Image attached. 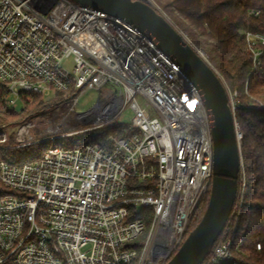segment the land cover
Masks as SVG:
<instances>
[{
    "label": "built area",
    "instance_id": "obj_1",
    "mask_svg": "<svg viewBox=\"0 0 264 264\" xmlns=\"http://www.w3.org/2000/svg\"><path fill=\"white\" fill-rule=\"evenodd\" d=\"M245 37L257 67L264 31L247 29ZM88 89L104 91L107 103L79 113L93 123L85 129L62 132L27 118L0 123V264H166L210 189L203 100L154 40L73 0H0V116L34 96ZM227 91L241 157L236 93ZM127 107L132 117L124 124ZM116 125L121 135L99 143L47 147L27 160L8 154ZM240 172L238 195L246 186L242 158ZM238 195L203 264L233 261Z\"/></svg>",
    "mask_w": 264,
    "mask_h": 264
},
{
    "label": "trees",
    "instance_id": "obj_2",
    "mask_svg": "<svg viewBox=\"0 0 264 264\" xmlns=\"http://www.w3.org/2000/svg\"><path fill=\"white\" fill-rule=\"evenodd\" d=\"M153 1L180 32L205 52L225 87L236 93L235 116L244 135L241 158L246 186L242 194L238 195V204L233 213L237 217L236 230L230 231L234 259L225 264H264V52L260 65L255 67L245 37L247 29L264 31V0ZM252 9L260 10L261 18L250 16ZM64 94L75 93L58 92L56 100ZM45 103L41 97L34 96L24 108L8 111L0 116V123L21 122L26 119V114L32 115L47 108ZM110 134L121 135L120 126L105 127L86 137H91L93 143H99ZM79 142L80 139H67L59 143L75 147L80 145ZM33 147L8 154L19 159L23 153H30ZM241 178L242 172L239 180ZM209 193L208 189L185 238L204 215ZM142 213L143 216L149 215L150 210L143 209ZM146 224L148 229V220ZM241 239V245L235 249Z\"/></svg>",
    "mask_w": 264,
    "mask_h": 264
},
{
    "label": "water",
    "instance_id": "obj_3",
    "mask_svg": "<svg viewBox=\"0 0 264 264\" xmlns=\"http://www.w3.org/2000/svg\"><path fill=\"white\" fill-rule=\"evenodd\" d=\"M138 28L192 80L210 120L213 173L207 208L166 264H203L223 232L239 189L241 157L229 93L216 69L169 19L147 0H73Z\"/></svg>",
    "mask_w": 264,
    "mask_h": 264
},
{
    "label": "rangeland",
    "instance_id": "obj_4",
    "mask_svg": "<svg viewBox=\"0 0 264 264\" xmlns=\"http://www.w3.org/2000/svg\"><path fill=\"white\" fill-rule=\"evenodd\" d=\"M147 1L151 3L154 7L158 8V6L154 3L153 0H147ZM186 38L198 50H201L187 36ZM204 56L208 61V57L206 56L205 52H204ZM56 99H57L56 96L51 99L42 98V100L46 102L45 104L47 105V108H45L42 111L33 113L32 115L26 114L24 117L27 119H38L39 123L44 126H46L47 124L60 126L62 132L81 130L92 126L93 123L92 121L88 122L84 120V118L82 117L83 115L79 113L86 112L92 109L93 107L97 106L98 104L104 105L105 103H107V96L105 95V92L104 91L100 92L98 89H88L82 93H77V94H64L58 100ZM131 117H132V112L127 107L124 110L119 120L121 123L129 124L131 122ZM86 136H88L87 133H85V135L81 134V136L79 137L76 136L68 139H80L79 142L80 145L82 143L83 144L92 143L91 137H86ZM61 140L63 139H57L55 140V142L47 141L34 145L33 150H31L30 153H28V151L27 153H23L19 157V160L36 157L40 155L47 147L61 145V143H59Z\"/></svg>",
    "mask_w": 264,
    "mask_h": 264
}]
</instances>
